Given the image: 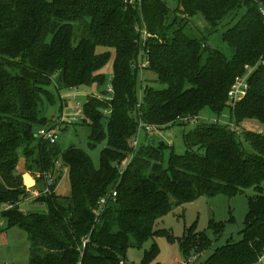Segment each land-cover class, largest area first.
I'll list each match as a JSON object with an SVG mask.
<instances>
[{
	"label": "trees",
	"instance_id": "obj_1",
	"mask_svg": "<svg viewBox=\"0 0 264 264\" xmlns=\"http://www.w3.org/2000/svg\"><path fill=\"white\" fill-rule=\"evenodd\" d=\"M178 11L182 19L163 0H142L140 7L125 0H0V204L13 206L0 215L6 229L27 233L28 264H126L130 248L169 234L155 227L175 207L248 188L256 195L249 199L240 239L217 247L206 264H256L264 256V133L238 135L219 123L193 126L185 132L186 151L172 149L167 167L169 146L131 143L144 131L141 122L183 126L202 112L221 117L228 111L238 125L248 120L264 125V0H179ZM198 14L209 35L239 16L221 32L232 57L210 45L208 35L186 30L183 22ZM144 27L148 38L142 46ZM110 59L113 98L84 105L92 120V146L107 143L96 167L79 147L60 150L39 139L35 126L46 124L39 107L43 99H54L49 89L54 76L59 91L100 85L105 81L100 71ZM143 59L165 87L141 82L139 93ZM249 68V89L233 109L226 104L228 92ZM130 155L120 171L117 164ZM64 166L69 194L52 189L35 196L24 185L22 172L37 170L46 186L45 175ZM112 189L117 197L95 215ZM30 198L45 209L24 211L20 203ZM211 226L221 235L222 224ZM211 245L196 223L181 242L189 256ZM155 247L156 242L152 252Z\"/></svg>",
	"mask_w": 264,
	"mask_h": 264
},
{
	"label": "rangeland",
	"instance_id": "obj_2",
	"mask_svg": "<svg viewBox=\"0 0 264 264\" xmlns=\"http://www.w3.org/2000/svg\"><path fill=\"white\" fill-rule=\"evenodd\" d=\"M163 1L176 13L179 19L184 17V14L178 11L179 0ZM237 18L234 21L229 20V24L223 23L220 25L219 32L215 34L213 33L212 35L208 34L209 26L202 14L188 17L183 23L187 22L186 30L189 32L192 31L191 33L195 36L202 37L208 35L207 38L209 44L219 48L230 58L232 57L233 49L222 41L221 32H223L228 26H231ZM143 44L144 40L141 42V45ZM146 62L147 61L143 59L141 61L142 66L140 65L137 71L139 93L141 82L144 87L147 85L158 89L165 87L157 81L155 73ZM143 64L145 66H143ZM251 71L252 68L247 69L243 77L247 76ZM100 72L105 76L104 83L100 85L93 84L89 87H79L70 90L63 89L60 91L57 90L55 86L57 75L54 76L52 84L49 86V89L54 94V99L53 101L43 99L39 107L41 116L46 118V124L35 126L36 132L40 127L58 125L59 138L55 143L57 148L65 150L71 146L79 147L90 155L96 167L100 166L101 152L107 144L106 141L97 143V146L95 147L92 146L90 138L92 134V126L90 123L92 120L86 112L84 116H82V114L77 115V117L81 119L77 122H71L69 119L70 116L76 115L77 104L83 109L89 99L95 98L104 102L110 101L113 98V95L107 91L108 85L111 84L113 80V59H110ZM227 101L228 99L226 100V104ZM107 111H110V109ZM107 111L104 110V113H107ZM63 115L66 117L65 122L61 121ZM204 118L206 119L203 120ZM229 122H231V115L228 111H226L221 117L216 114L209 115L206 114V112H202L193 120H185L183 126L173 125L166 128L165 126L159 127L152 125L153 131L150 133L152 135L144 134L146 133L144 131H139V133L142 132L141 135L139 134V140H131V143L133 142L132 145L136 148L141 145L143 146L144 143H146V146H150L163 142L169 146L166 148L164 155V165L167 167L172 149L177 153H183L186 151L185 132H188L190 128L205 123H219L220 125L227 126ZM233 124L235 130L240 132L236 133L238 135L243 133L242 130H252L256 133H264V125L260 124L258 121L248 120L238 125L235 119H233ZM131 157L132 155L117 164L120 171L127 167L131 161ZM20 165H22V163ZM29 173H31L35 179V184H37L35 185L36 188H39L42 191L45 187V183L39 179L38 171L32 170ZM54 178L56 183L54 184L55 186L53 185V191H57L60 195L69 194L70 187L67 173L64 171H57ZM31 181L32 180L29 181V184ZM24 185L27 188L26 182H24ZM41 191L36 192V194L41 193ZM255 195L256 191L254 188H248L243 193L236 196L231 197L225 194H218L210 197L203 195L196 201L189 202L181 207H175L170 213L160 219L155 227V229H166L169 234H159L154 239L151 238L145 242L143 247L130 248L127 251L126 264H206L207 259L217 247L226 244L228 241L240 239L249 210V199ZM36 208V211H43L45 209L39 207ZM212 221L223 225L221 235H216L214 233L211 226ZM195 223L197 224V230L199 232H204L212 240V245L203 252H199L197 249L192 250V253L189 256L184 253L181 242L187 234L188 229ZM5 226L6 224L1 220L0 215V264H28L30 244L27 233L17 227L6 229ZM171 235L173 237H171ZM154 242H156V247L152 252ZM146 251L151 252L148 258L145 257Z\"/></svg>",
	"mask_w": 264,
	"mask_h": 264
},
{
	"label": "built area",
	"instance_id": "obj_3",
	"mask_svg": "<svg viewBox=\"0 0 264 264\" xmlns=\"http://www.w3.org/2000/svg\"><path fill=\"white\" fill-rule=\"evenodd\" d=\"M125 2L130 7H140V5L142 4V0H125ZM263 14H264V11H263ZM139 31L141 34V42L144 40V44H145V42L148 38V34L146 32L145 27L141 30L139 29ZM146 63L148 65V62H146ZM141 66H142V64H141ZM143 66H145V65L143 64ZM248 75H250V73ZM248 75L238 79L235 82V84L231 87V89L229 90L228 101H227V105L229 107L234 109L235 106L246 96V93L249 89L248 88ZM107 91H108V93H111L112 95L114 94V88H113L112 83L108 85ZM78 114H82V116H84L85 106L83 107V109H81L79 104H77V113H76V115L70 116L69 120L71 122H77V121L81 120L79 117H77ZM65 120H66V117H65V115H63L61 121L65 122ZM185 120H187V119H185ZM216 121H219V120H216ZM227 125L230 126L236 133H240V132H237L235 130L233 120H231V122H229ZM140 129H142V130H144V132L150 134L153 131V126L150 124H146V123L141 122L140 123ZM36 135L39 139H41L43 141H46L50 144H55L59 138L58 125L57 126L40 127L36 131ZM134 141H137V140H134ZM57 165L60 166V163L57 162ZM63 171L67 173L68 167L64 166ZM54 176L55 175L53 173L45 175V179H46L45 189L41 193H37L36 196H39L40 194H48L52 191V187L56 183ZM117 194H118L117 190L112 189L108 193L107 197L101 198V200L98 203V207L94 208V210H93L95 215H99L101 210L104 209V206L109 202V200L115 199L117 197ZM11 207H13L11 203H2V204H0V212L3 210H8ZM256 264H264V256L260 257Z\"/></svg>",
	"mask_w": 264,
	"mask_h": 264
},
{
	"label": "crops",
	"instance_id": "obj_4",
	"mask_svg": "<svg viewBox=\"0 0 264 264\" xmlns=\"http://www.w3.org/2000/svg\"><path fill=\"white\" fill-rule=\"evenodd\" d=\"M26 176H29V179L32 180L30 184L27 183V178H26ZM23 180H24V182H26V184H27V190H30V191L33 190L32 192H33L34 195L36 196V192H37V190H36V186H35V185H37V184H35V183H36V182H35V179H34L33 176L31 175V173H29V172H24V173H23ZM34 190H35V192H34ZM20 205H21V208H22L24 211H36V209H37L36 207L44 208V205L35 202L34 198H30V199H27V200H25V201H22V202L20 203Z\"/></svg>",
	"mask_w": 264,
	"mask_h": 264
},
{
	"label": "water",
	"instance_id": "obj_5",
	"mask_svg": "<svg viewBox=\"0 0 264 264\" xmlns=\"http://www.w3.org/2000/svg\"><path fill=\"white\" fill-rule=\"evenodd\" d=\"M162 144H164L163 142H161Z\"/></svg>",
	"mask_w": 264,
	"mask_h": 264
}]
</instances>
